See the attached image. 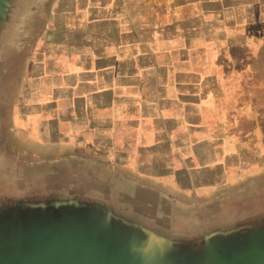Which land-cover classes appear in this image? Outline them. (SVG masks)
I'll list each match as a JSON object with an SVG mask.
<instances>
[{"label":"crops","instance_id":"obj_1","mask_svg":"<svg viewBox=\"0 0 264 264\" xmlns=\"http://www.w3.org/2000/svg\"><path fill=\"white\" fill-rule=\"evenodd\" d=\"M29 2L51 10L15 102L23 137L96 153L176 224L263 179L264 0Z\"/></svg>","mask_w":264,"mask_h":264},{"label":"water","instance_id":"obj_2","mask_svg":"<svg viewBox=\"0 0 264 264\" xmlns=\"http://www.w3.org/2000/svg\"><path fill=\"white\" fill-rule=\"evenodd\" d=\"M29 1L0 0V61L17 10ZM4 210L0 264H264V223L235 231L243 221L231 214L209 215L199 223L200 230L183 233L135 207L115 213L99 204L78 205L65 215L48 203L37 206L36 214ZM185 233L195 234L194 242ZM191 243L194 248H184Z\"/></svg>","mask_w":264,"mask_h":264},{"label":"rangeland","instance_id":"obj_3","mask_svg":"<svg viewBox=\"0 0 264 264\" xmlns=\"http://www.w3.org/2000/svg\"><path fill=\"white\" fill-rule=\"evenodd\" d=\"M50 10L48 4L30 2L18 8L15 25L6 35L5 58L0 61V216H4V209L9 208L36 214L39 213L36 207H45L46 203L58 208L61 215L78 205L86 208L97 204L109 207L115 213L123 210L129 213L135 207L146 214L152 203L136 200V197H146L143 191L146 188L129 185L126 172L113 170L94 152H81L77 148L54 152L53 147L41 148L31 138L23 137L16 127L15 102L35 55L34 42L42 39L46 31ZM252 87L250 91L256 92L255 86ZM239 196L244 199L213 213L241 217L238 221L243 223L241 226L238 223L235 231L264 223V177L248 185ZM29 200L33 203H28ZM28 204L29 208L26 207ZM186 220L187 223L182 224L168 220L171 223L168 224H173L175 231L196 232L205 217ZM184 237L194 242L195 234ZM183 246L192 249L195 243Z\"/></svg>","mask_w":264,"mask_h":264}]
</instances>
